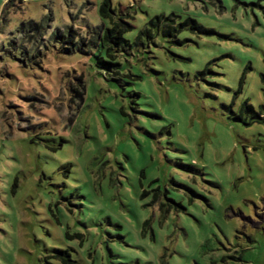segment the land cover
Masks as SVG:
<instances>
[{
	"label": "rangeland",
	"instance_id": "obj_1",
	"mask_svg": "<svg viewBox=\"0 0 264 264\" xmlns=\"http://www.w3.org/2000/svg\"><path fill=\"white\" fill-rule=\"evenodd\" d=\"M0 264H264V0H0Z\"/></svg>",
	"mask_w": 264,
	"mask_h": 264
},
{
	"label": "trees",
	"instance_id": "obj_2",
	"mask_svg": "<svg viewBox=\"0 0 264 264\" xmlns=\"http://www.w3.org/2000/svg\"><path fill=\"white\" fill-rule=\"evenodd\" d=\"M107 1H104L99 9L100 14L104 15L106 14L107 11ZM159 18L155 17V20L150 21V25L152 26H156L159 24ZM167 20H172L171 18H167ZM183 25L185 26H189L190 28H195L199 31L202 32H208L204 27H202L201 25H199L198 23L194 22V20L192 21L191 19L187 18ZM113 28L112 29H105V32L103 33V37L100 38V41L102 43V46H108L111 43L114 44H119L120 42H124L125 40H122V34L126 31V29L121 28V25H119L117 22L113 24ZM70 33V32H69ZM143 33H149V29H146ZM163 34H173V31L171 29V25H167L163 30H162ZM245 109H250L249 107H247L245 105Z\"/></svg>",
	"mask_w": 264,
	"mask_h": 264
}]
</instances>
